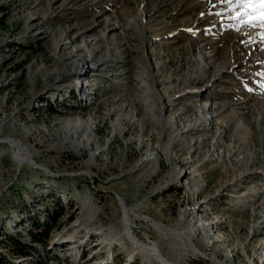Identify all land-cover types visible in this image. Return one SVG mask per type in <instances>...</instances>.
Segmentation results:
<instances>
[{
  "label": "rangeland",
  "instance_id": "obj_1",
  "mask_svg": "<svg viewBox=\"0 0 264 264\" xmlns=\"http://www.w3.org/2000/svg\"><path fill=\"white\" fill-rule=\"evenodd\" d=\"M208 2L0 0L2 135L20 139L37 162L19 164L15 146L0 142V264H104L112 252V264H154L132 255L134 244L120 232L121 197L128 207L139 204L141 217L177 228L169 235L140 217L131 222L176 264H264V79H250L264 64V50L255 48L264 36L261 23L246 31L217 17L240 8L220 2L213 13ZM126 12L167 22L143 45L134 25L107 27L109 17L128 22ZM89 46L95 56L87 60ZM107 52L108 62L96 67ZM84 61L90 68L78 71ZM240 61L239 72L224 71ZM147 65L168 103L169 126L157 121ZM210 83L221 91L204 92ZM201 117L209 127H199ZM192 123L197 128L187 130ZM83 136L79 149L62 145ZM155 151L157 159L141 167ZM179 171L191 174L172 180ZM7 233L31 244L30 254L2 244ZM111 235L123 244L110 249Z\"/></svg>",
  "mask_w": 264,
  "mask_h": 264
},
{
  "label": "bare ground",
  "instance_id": "obj_2",
  "mask_svg": "<svg viewBox=\"0 0 264 264\" xmlns=\"http://www.w3.org/2000/svg\"><path fill=\"white\" fill-rule=\"evenodd\" d=\"M211 1H212L211 3L208 2L207 8H209L210 6H212L211 7L212 8L211 9V12H213V13H219V12H221L220 6H219V3L221 1L220 2H217L218 0H211ZM141 10H142V13H141L142 16L143 15H144L143 17L147 16V13L149 11L146 10V9L144 10V8L141 9ZM240 10L241 9H238L236 11H240ZM236 11L235 12H230V15H222L223 14L222 13V14L217 15V17H219L221 15L222 16L221 18H226L227 22H229V21H234L235 22L236 21L238 24H240V26L244 27L243 29L246 30V31L247 30L250 31L252 28L255 27L254 24H246V23H243L242 20H234L232 17L236 14ZM203 15H205V14H203ZM257 15H258V13H257ZM142 16L137 17V18H133L134 17L133 14H130V12H126L125 13V17L127 18L126 20H128L129 23L128 22L125 23L124 21H122V20L120 21V20H118L117 18H114V17H112V18L109 17L107 27H109L111 30H119L121 28H124V29L132 28V27H129V25H132V26L134 25V26L137 27V30L139 31L138 38L141 41V43H143V45H144V44H146V41H147V37H148L147 36V33L152 28H154V27L160 29L161 27H163V24L165 22H167V21L166 20H159L157 22H154V24H151L150 21H145L144 22ZM238 21H240V22H238ZM256 23H261L260 24L261 27L257 30V35H261L262 34L264 36V23H262V22H256ZM205 29H207V30H214L215 28H213L212 26H209V28H208V26H207V27H205ZM192 30H193L194 33H197V32H200L201 31V29H195V28H192L191 31ZM252 33H254V32H252ZM246 36L249 38V40L251 39L250 41H252V38H256L255 33L252 34V35H250V36H248V35H246ZM102 38L104 39L105 36H103ZM94 39H98V41H99L101 38L99 36L98 37L96 36ZM263 41H264V38H263ZM96 42H97V40H96ZM115 46H116L115 44L113 46H110V49L115 48ZM255 48L258 51L261 52L262 50H264V42L262 44L260 42L257 43L255 45ZM255 52L256 51H254V54L252 55V57L250 58V60L253 61L256 58L257 59V63H258L262 58L260 56H258V54H255ZM65 54H67V53H64L63 55H65ZM202 54H203L204 62H206L204 64H207L208 61H209V58H208L209 53H207V50H206ZM65 56H66V58H69L71 55L67 54ZM94 56H95V52H93L92 47L89 46V48H88V59L87 60H89V58L94 57ZM110 57H111V52H107L99 60L100 61L99 62L100 65H97L99 63L95 64L96 67H100L102 64L108 62V60L110 59ZM81 61H83V60H81ZM242 62H244V61H240V63L237 62V66L236 65H231V67L229 69H225L224 71H227L228 70V72H235V73H237V72H239L238 71L239 68L243 67L241 65ZM262 63H264V61ZM262 63H260V64H262ZM253 64H256V63H253ZM262 65H264V64H262ZM262 65H260L261 67H259V69H257V70H252L251 69V71H250V73L252 75L251 78H250L251 80L258 79V78L264 79V67ZM77 68H78V71H82L83 69H89L90 68V65H88V62H85L84 61L82 63V66L81 67H77ZM91 68H94V67L92 66ZM146 68L147 69H146V72H145V76L147 77V79L144 81V83H145V85H147L148 92H149L150 97H151L150 100H151L152 103H154L153 106L156 107V104H157V106L159 108L158 111L156 112L157 113V121L160 122L159 125H161V126H163L162 124L169 126L171 120L170 121H168L169 119L168 120H165V117H164L165 116V110L167 109L166 107H167L168 103H163L164 102L163 101L164 98L162 97V95H160V92L157 91L158 89L155 88V84H156V80H157V79L155 80V75L153 73V71H154L153 69H155V67L154 68H151L150 65H147ZM85 72H86V70H85ZM75 73H77V72H75ZM66 75H69V73L66 74ZM222 77L223 76H221V78ZM78 81H81V80L79 79ZM206 86H207V88L204 89V92H205L206 89L209 90V91H211V92H215V91H219L220 92L221 91V90H217L216 85H213L212 86L211 83L208 84V85H206ZM211 86L214 89H212V90L209 89V87H211ZM191 89H194L193 91L196 92V93H199L200 96L202 95V92L203 91H200L199 89L197 91V88H194V87H191ZM182 94H183V92L180 93V94H178L175 98H178V97L182 96ZM190 94H192V93H190ZM172 100H173V98H172ZM153 106H152V108H154ZM210 109H211V105L209 107H207V109H205V111L206 110L207 111H210ZM209 118H210V120H211V118L213 119V115H210ZM208 120L209 119L204 120L202 118L201 120H198V122L200 124L198 122L197 123H198L199 127H200V125L202 127H203V125L205 127H206V125H208V127H209V125L211 123H209L210 121H208ZM192 124H194V123H192ZM198 125H195V124L194 125H191L190 128H187V130L195 129V128H197ZM117 126L119 127V130L122 131V126H120V125H117ZM80 129H82V127L77 126V128L75 129V131H81ZM3 132L4 131L2 129V126H0V142H4V143H7L8 145L11 144V145H14L15 146V149L13 148L14 149V152H13L14 155L13 156L15 157V161L16 162H18L19 164H23V163L29 161L32 165H37L36 164L37 162L34 161V159L32 157V153L30 152L28 146L22 145L20 139H18V138H15L13 136L7 137V135H5V134L2 135ZM89 134H91V133L89 132ZM61 141H62V145L65 142L72 141L70 144H72V146L76 150V149H79V148L85 146V144H86L85 143L86 137L83 136L82 138H77L75 140H72V139L70 140L69 137H64V138H62ZM95 154L96 153H92L91 158H90V161H89L90 163L93 162V159L92 158H93V155H95ZM156 155H157V151H155L153 153L152 152H146V154H144L142 156V159H141L142 164H140L141 167H143V166L145 167L147 164H150L153 161H155L157 159ZM40 168H42V167H40ZM261 170H264V169H261ZM86 172L89 173L88 171H86ZM188 173L191 174V172H187V171L182 172V171H179V172H177L175 174L177 176L174 179H172V178L171 179L175 181L176 179H179V176H181V175L182 176L183 175L186 176ZM171 179H168V181H171L172 182ZM85 202H86L85 203L86 205L91 206V204H92V197L91 196H87ZM121 205L124 208V217H123V224H124V226H123V230L122 231L119 230V231L121 232V234H124V239L130 240V242L134 244L133 246L135 248L130 249V251L132 252V255L135 254V255L144 256L150 262H153L154 264L155 263L156 264H176L173 261H170V259H168L167 256L162 253V251L160 250V247L158 246V244L156 242H154V241H145V240L143 241V240H141L137 236V234H135L131 222H132L133 216L140 217V219L142 218L143 220L149 221L152 224V227L153 228H155V229H157L159 231H162L165 234H169V235L172 234V233H175L177 231V228H175L173 226H169V225H167V224H165L163 222H158L156 220L150 219L145 214H143L142 217H141L138 214V212H136V211H138L137 209H138V205L139 204H136V205H134L132 207H128V206H126L125 201H124V199L122 197H121ZM202 206L203 205L201 204V206L199 207L198 210H201L202 209ZM187 210L188 209H186L185 212H183V214L181 216V220L182 221L180 220L181 222H183L184 215L188 212ZM198 221L202 222L201 220H198ZM201 224H203V222ZM112 237H113V239H112L113 240V243L112 244H109L110 249H112L115 244H123V241H124L123 238L114 237V236H112ZM204 243L208 245V242L204 241ZM115 258H116L115 257V253L112 252L111 256H109V258H108V261L105 262L104 264H112V262L115 260Z\"/></svg>",
  "mask_w": 264,
  "mask_h": 264
},
{
  "label": "snow or ice",
  "instance_id": "obj_3",
  "mask_svg": "<svg viewBox=\"0 0 264 264\" xmlns=\"http://www.w3.org/2000/svg\"><path fill=\"white\" fill-rule=\"evenodd\" d=\"M221 2L233 5V11L236 8L241 9L232 17L234 20H242L246 24L264 23V0H221Z\"/></svg>",
  "mask_w": 264,
  "mask_h": 264
},
{
  "label": "trees",
  "instance_id": "obj_4",
  "mask_svg": "<svg viewBox=\"0 0 264 264\" xmlns=\"http://www.w3.org/2000/svg\"><path fill=\"white\" fill-rule=\"evenodd\" d=\"M63 214V212H62ZM62 214L55 216V219L61 218ZM1 243L6 247L11 248L15 253L19 255L28 256L30 254V245H27L16 234H4Z\"/></svg>",
  "mask_w": 264,
  "mask_h": 264
}]
</instances>
